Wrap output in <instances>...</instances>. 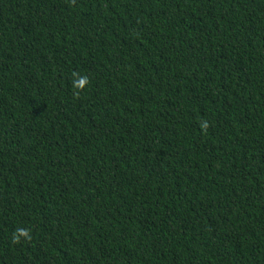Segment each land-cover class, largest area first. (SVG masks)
<instances>
[{
	"label": "trees",
	"instance_id": "obj_1",
	"mask_svg": "<svg viewBox=\"0 0 264 264\" xmlns=\"http://www.w3.org/2000/svg\"><path fill=\"white\" fill-rule=\"evenodd\" d=\"M0 264H264V0H0Z\"/></svg>",
	"mask_w": 264,
	"mask_h": 264
}]
</instances>
